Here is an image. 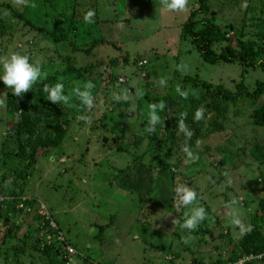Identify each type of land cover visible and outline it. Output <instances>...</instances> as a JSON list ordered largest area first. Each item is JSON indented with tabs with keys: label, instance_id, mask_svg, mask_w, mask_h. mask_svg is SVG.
<instances>
[{
	"label": "rangeland",
	"instance_id": "1",
	"mask_svg": "<svg viewBox=\"0 0 264 264\" xmlns=\"http://www.w3.org/2000/svg\"><path fill=\"white\" fill-rule=\"evenodd\" d=\"M90 9L96 16L85 23ZM194 9L199 0L177 11L161 0H0V60L28 55L42 72L29 93L39 96L53 79L69 97L47 101L67 131L63 144L35 147L38 137H54V125L41 124L17 157L8 132L20 117L9 116L11 90L0 82V242L5 218L16 227L0 244V264H228L254 213L264 220V160L251 151L259 143L264 154V128L250 121L264 104L256 90L264 84V0H206L195 16L225 29L217 51L251 47L255 68L206 63L184 27ZM53 33L71 37L54 42ZM89 82L90 109L72 91ZM159 103L149 133V106ZM178 187L196 192L193 205L180 204ZM201 206L205 220L182 229ZM255 258L250 264H264Z\"/></svg>",
	"mask_w": 264,
	"mask_h": 264
},
{
	"label": "trees",
	"instance_id": "2",
	"mask_svg": "<svg viewBox=\"0 0 264 264\" xmlns=\"http://www.w3.org/2000/svg\"><path fill=\"white\" fill-rule=\"evenodd\" d=\"M200 2V9H194L191 11L189 15V20L184 24V27H187L188 33L191 34L194 38V44H196L197 49L201 53L202 57L204 58L206 63H209L211 65H214L216 63H232L237 62L242 68H255L258 63L255 62L257 54L253 53L251 47H249V54H246L248 49H246V46L242 43L240 44V48L243 50L237 51L233 49L231 46H226L225 48H222L220 51H217L215 46L216 42L222 41L224 39L225 35V29L222 28L221 25H216L213 21V19L206 18L205 20L208 23V26L206 29L201 28L202 23L206 22L205 20L203 22H200L199 20H195V16L198 12H203L206 10V0H199ZM96 16V15H95ZM183 27V28H184ZM239 32V31H238ZM242 31H240L241 33ZM71 35H58L56 33H53V41L54 42H61L66 41L69 39ZM88 52V50H85ZM246 51V52H245ZM260 67L264 69V63L260 64ZM87 69H83L82 72H77L79 76L81 74H84ZM84 72V73H83ZM53 80V79H52ZM51 80L46 81L45 83L48 85H53L54 82ZM259 94H263L264 92V84L262 82L258 83V88L256 89ZM256 92V93H257ZM40 95L26 92L23 94V97H16L11 94V96L8 97L7 102V108H8V114L11 117V119L15 117H20L16 122L15 126L13 127V130H10L8 135L11 138V141L15 144V146L18 147V155L17 157H23L25 154V145L31 142L30 136L32 133H35L38 131L41 124H45L46 126L50 127L53 126L54 131V137H48L47 139H42L40 137L37 138L36 142H34V146L42 145V146H52V147H59L61 144H63V140L65 139L67 135L66 129L63 127L61 121L56 116H51L52 109L51 105L47 102V96H45V93L43 91H39ZM222 95V98L226 101H234L236 99L235 96H232L231 94H224L223 92L220 93ZM257 96V95H256ZM254 96V97H256ZM218 97H214L213 100L215 102L213 103L214 106H217L218 104ZM168 106V105H167ZM165 108H168V107ZM19 110H22L23 112H20ZM177 111H173V114H168V111H166L167 116L176 115ZM253 118L250 120L252 122V125L256 127H262L264 128V104L262 106L256 107L253 110ZM181 118L178 117V121ZM187 121V120H186ZM172 126H176L175 122H172ZM167 129H169L167 127ZM174 127H172V130ZM192 143V142H191ZM252 153L255 155V157L263 161L264 160V154L262 153V147L258 143V145H255L252 148ZM31 160H33V153L31 154ZM142 183H138V187H141ZM16 196L13 193H10V199L15 200ZM5 200V197L3 198ZM6 201V200H5ZM11 201V200H7ZM260 207H264V198L260 201ZM14 210V209H13ZM4 224L7 225V230L2 238L0 244H3L5 241V238L7 237V234H10L13 232L16 227L15 223L12 222L10 218H5ZM13 223V224H10ZM264 227V220L258 215V212H255L252 216V221L250 224V230L243 235L242 238H240L237 246L233 249L232 256L228 259V263L235 262L238 258L242 257H253L252 259H257L255 257H260L264 259V231L262 229ZM49 249V248H47ZM258 258V259H260ZM247 261L244 264H250L251 260ZM50 264H56L55 262Z\"/></svg>",
	"mask_w": 264,
	"mask_h": 264
},
{
	"label": "clouds",
	"instance_id": "3",
	"mask_svg": "<svg viewBox=\"0 0 264 264\" xmlns=\"http://www.w3.org/2000/svg\"><path fill=\"white\" fill-rule=\"evenodd\" d=\"M161 4L165 9L177 11L182 10L185 7L186 0H161ZM95 15L93 10H88L84 16L83 20L85 23H91L92 18ZM42 78L41 67L39 64L30 63L28 55H21L19 53H13L7 58L0 60V82L3 83L5 89H10L11 94L16 97H23V94L29 92L33 85L37 82L38 79ZM163 85L165 82L160 81ZM93 85L89 82L84 85V90L80 88H74L73 94L80 101L81 105L90 109L92 107V95L91 88ZM43 92L47 94V101L52 102L53 104L67 103L69 97L65 94V85L63 83H55L53 85L44 84ZM176 91L182 96H186L187 93L181 91L179 88ZM7 93L5 92L4 95ZM163 108V103L149 106L148 112V127L147 131L149 133L155 130V125L160 122V117L157 114L158 109ZM185 113H181V119L178 124L179 131H181L186 140L192 136V132L188 129L183 123V117ZM203 115V109L198 108L193 114L194 120H200ZM187 152V148H185ZM191 157V153L187 152ZM180 204L188 207L193 205L197 200V194L194 190H191L187 187H178L176 189ZM206 218L205 209L201 207H195L191 209V214H186L180 227L185 230L196 229L198 225L201 224ZM175 220L173 221V223ZM232 223L235 225H240V220L235 215L233 216ZM186 242V241H185ZM69 251V247L67 248ZM70 252V251H69ZM72 253V251L70 252Z\"/></svg>",
	"mask_w": 264,
	"mask_h": 264
},
{
	"label": "built area",
	"instance_id": "4",
	"mask_svg": "<svg viewBox=\"0 0 264 264\" xmlns=\"http://www.w3.org/2000/svg\"><path fill=\"white\" fill-rule=\"evenodd\" d=\"M69 251L71 252L72 249L69 248ZM249 260H250V257H242V258H238L235 262H230L228 264H244Z\"/></svg>",
	"mask_w": 264,
	"mask_h": 264
}]
</instances>
